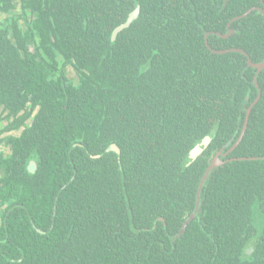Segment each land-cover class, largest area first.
I'll return each instance as SVG.
<instances>
[{
	"label": "trees",
	"instance_id": "1",
	"mask_svg": "<svg viewBox=\"0 0 264 264\" xmlns=\"http://www.w3.org/2000/svg\"><path fill=\"white\" fill-rule=\"evenodd\" d=\"M1 13L0 264H264V69L259 96L246 56L205 44L262 62L264 0H0Z\"/></svg>",
	"mask_w": 264,
	"mask_h": 264
},
{
	"label": "water",
	"instance_id": "2",
	"mask_svg": "<svg viewBox=\"0 0 264 264\" xmlns=\"http://www.w3.org/2000/svg\"><path fill=\"white\" fill-rule=\"evenodd\" d=\"M139 12H140V8L137 7L136 10H135L132 14H130L128 20H127L125 23L121 24L118 28H116V30H115L114 33H113V38H116L117 35H118L120 32H122L125 28H127L128 26H130V24H131L133 21L136 20V18H137V16H138ZM243 17H244V15H241V16H239V17L234 18L232 21L239 20V19H241V18H243ZM231 34H233V31H232L231 29L228 28V32H227V34H224V35H223V34H222V35L219 34V36L226 38V37L230 36ZM230 51H233V52H236V51H237V52L243 53L244 55L248 56V54L246 53V51L241 50V49H240V50H239V49H230V50H225V51H219V53L230 52ZM250 65L254 66V67L258 70V72H260V71L264 68V62H261V63H258V64H253L252 62H250ZM255 84H256L257 87H259L258 82H257V79H255ZM260 92H261V91L259 90V96H260ZM259 96H258V98H257V101L259 100ZM251 109H252V108H250L249 111H248V116L251 114V111H252ZM247 119H248V118H247ZM246 127H247V125H246ZM245 129H246V128H245ZM245 129L243 130V132H242V134H241V137H240L241 140H242L243 135L245 134V133H244V132H245ZM213 137H214V134H211V135L205 137L202 141H200V142L197 144V146L195 147V149L190 153V158H191V159H196L199 155H201V154L204 152L205 148L211 143ZM240 139H239V141L237 142V144H236L235 146L238 145V143L240 142ZM109 150H114V151H116V152H119V148H118L116 145H111V146L108 148V151H109ZM96 157H99V156H96ZM224 163H225V162H224L222 159H220L219 156H216V157L213 159L212 163L210 164L208 170H207L206 173L204 174V176H203V178H202V180H201V182H200V184H199V187H198V193H197V197H196V200H197V201H196L195 210H194V212H193V213L187 218V220H186L185 223L183 224V227H182V229L180 230L178 236H181V235L184 233V231L186 230V228H187V226H188V224H189L190 222H192L194 219H196V218L199 217V215H200V210H201V207H202V193H203L204 187H205L206 183L208 182V180H209V178H210L212 172L214 171V169H216L217 167L223 165ZM34 164H35V163L32 162V166H35ZM248 252H249V253H252L253 250H252V251L249 250Z\"/></svg>",
	"mask_w": 264,
	"mask_h": 264
},
{
	"label": "flooded vegetation",
	"instance_id": "3",
	"mask_svg": "<svg viewBox=\"0 0 264 264\" xmlns=\"http://www.w3.org/2000/svg\"><path fill=\"white\" fill-rule=\"evenodd\" d=\"M263 3V2H262ZM230 27H231V22L228 24V28L230 29ZM211 33H206V36H205V38H206V40H205V44H206V46H207V48L211 51V52H213V53H219V51H225V50H215V49H212V47L210 46V44H209V42H208V37H209V35H210ZM219 34H221V33H217V35L219 36ZM227 34V33H226ZM222 35V34H221ZM224 35V34H223ZM221 37V36H220ZM229 37V36H228ZM228 37H226V38H228ZM221 38H224V37H221ZM225 39V38H224ZM234 49V48H233ZM230 50V49H229ZM240 50V49H239ZM242 50V49H241ZM247 53V52H246ZM243 54V53H242ZM248 54V53H247ZM244 55V54H243ZM244 56H246V55H244ZM247 57V60H248V64L250 65V62H252V60H251V58L249 57V55L248 56H246ZM262 62H264V60L262 61ZM253 63V62H252ZM261 63V62H260ZM254 64V63H253ZM255 64H258V63H255ZM250 66H252V65H250ZM254 69H256L254 66H252ZM264 69V68H263ZM262 69V70H263ZM261 70V71H262ZM260 71V72H261ZM260 72H258V70L256 69V74H255V77H254V83H255V79H257V82H258V75L260 74ZM258 85H259V83H258ZM255 86H256V84H255ZM257 87V86H256ZM257 89H258V92H259V90H260V87H257ZM259 95V94H258ZM257 99L250 105V107H249V109L250 108H252L253 109V107H254V105H256L257 104ZM249 109L246 111V116H245V120H244V124H243V128H242V130H241V132H240V135H239V137H238V139H237V141H236V143L231 147V148H229L228 149V152L226 153V154H223V155H219V154H216L215 156H214V158L216 157V156H219V158L220 159H222V160H224V158L228 155V154H230V153H232V152H234L235 150H236V148L238 147V145L240 144V142H241V139H240V137H241V134H242V132H243V130L246 128L247 129V127H246V125H248V122H249V119H250V115L248 116V111H249ZM251 109V110H252ZM248 118V119H247ZM246 129H245V131H246ZM245 133V132H244ZM239 139H240V142L238 143V145L237 146H235L236 144H237V142L239 141ZM107 151H108V149H107ZM109 151H111V150H109ZM114 151V150H113ZM213 161V160H212ZM212 161L210 162V164L212 163ZM228 162H231V160H228ZM210 166V165H209ZM209 166H208V168H209ZM222 166V165H221ZM221 166H219V167H221ZM219 167H217V168H219ZM208 168H207V170H208ZM206 170V171H207ZM206 173V172H205ZM204 173V174H205ZM197 193H198V191H197ZM197 197V196H196ZM197 201V200H196ZM182 227H183V225H182ZM182 229V228H181ZM260 230H261V228H259V231L258 232H260ZM178 236V235H177ZM254 242H251L250 244H248V248H247V254L249 255V254H251V253H249L248 251L249 250H253V244Z\"/></svg>",
	"mask_w": 264,
	"mask_h": 264
},
{
	"label": "rangeland",
	"instance_id": "4",
	"mask_svg": "<svg viewBox=\"0 0 264 264\" xmlns=\"http://www.w3.org/2000/svg\"><path fill=\"white\" fill-rule=\"evenodd\" d=\"M17 12H19V9L17 10ZM6 15L5 14H0V20L3 21L5 19ZM66 73H67V76L69 77V79L71 80H77V75H76V70L72 67V66H69L67 69H66ZM30 121H28V123H30ZM4 124L5 121H4ZM0 129H1V126H0ZM21 130L17 131V132H21ZM3 137V136H2ZM0 136V139L2 138ZM0 154H3V155H8L9 154V149L7 146H5V144H1L0 145Z\"/></svg>",
	"mask_w": 264,
	"mask_h": 264
},
{
	"label": "crops",
	"instance_id": "5",
	"mask_svg": "<svg viewBox=\"0 0 264 264\" xmlns=\"http://www.w3.org/2000/svg\"><path fill=\"white\" fill-rule=\"evenodd\" d=\"M21 132H22V131H21ZM21 132H17V131H16L15 134H16V135H19Z\"/></svg>",
	"mask_w": 264,
	"mask_h": 264
}]
</instances>
